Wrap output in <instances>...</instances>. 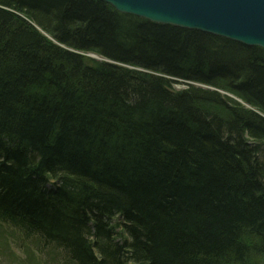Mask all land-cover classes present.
<instances>
[{
  "label": "trees",
  "instance_id": "16d2710c",
  "mask_svg": "<svg viewBox=\"0 0 264 264\" xmlns=\"http://www.w3.org/2000/svg\"><path fill=\"white\" fill-rule=\"evenodd\" d=\"M0 223L60 264L264 260V49L0 0Z\"/></svg>",
  "mask_w": 264,
  "mask_h": 264
},
{
  "label": "water",
  "instance_id": "95a60500",
  "mask_svg": "<svg viewBox=\"0 0 264 264\" xmlns=\"http://www.w3.org/2000/svg\"><path fill=\"white\" fill-rule=\"evenodd\" d=\"M155 24L198 30L264 49V0H98ZM115 64L109 60H101ZM208 88V87H204Z\"/></svg>",
  "mask_w": 264,
  "mask_h": 264
},
{
  "label": "rangeland",
  "instance_id": "374dc122",
  "mask_svg": "<svg viewBox=\"0 0 264 264\" xmlns=\"http://www.w3.org/2000/svg\"><path fill=\"white\" fill-rule=\"evenodd\" d=\"M85 56L96 60L91 53ZM101 60L105 59L101 58ZM175 86L177 90L185 88L183 85ZM0 264H60V262L58 253L43 249L36 240H26L16 230L0 226ZM252 264H264V260L256 259Z\"/></svg>",
  "mask_w": 264,
  "mask_h": 264
},
{
  "label": "bare ground",
  "instance_id": "6f19581e",
  "mask_svg": "<svg viewBox=\"0 0 264 264\" xmlns=\"http://www.w3.org/2000/svg\"><path fill=\"white\" fill-rule=\"evenodd\" d=\"M94 56H98V57H100L99 55H96V54H93ZM100 58H102V57H100ZM201 87H203V86H201Z\"/></svg>",
  "mask_w": 264,
  "mask_h": 264
}]
</instances>
